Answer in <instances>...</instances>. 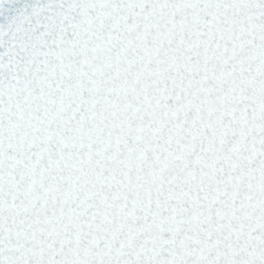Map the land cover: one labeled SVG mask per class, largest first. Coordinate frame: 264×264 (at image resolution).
Instances as JSON below:
<instances>
[{"label":"snow or ice","instance_id":"6c2138e0","mask_svg":"<svg viewBox=\"0 0 264 264\" xmlns=\"http://www.w3.org/2000/svg\"><path fill=\"white\" fill-rule=\"evenodd\" d=\"M0 264H264V0H0Z\"/></svg>","mask_w":264,"mask_h":264}]
</instances>
